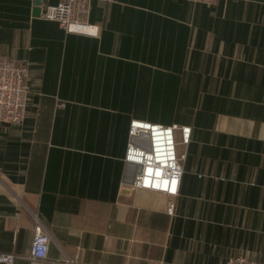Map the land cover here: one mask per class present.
I'll use <instances>...</instances> for the list:
<instances>
[{
  "label": "crops",
  "instance_id": "0c3cea01",
  "mask_svg": "<svg viewBox=\"0 0 264 264\" xmlns=\"http://www.w3.org/2000/svg\"><path fill=\"white\" fill-rule=\"evenodd\" d=\"M57 3L0 0V55L30 86L23 124L0 127V253L264 263V0H92L80 33L42 18ZM134 120L191 127L177 196L133 187ZM36 218L51 242L33 261Z\"/></svg>",
  "mask_w": 264,
  "mask_h": 264
},
{
  "label": "built area",
  "instance_id": "2783aa9c",
  "mask_svg": "<svg viewBox=\"0 0 264 264\" xmlns=\"http://www.w3.org/2000/svg\"><path fill=\"white\" fill-rule=\"evenodd\" d=\"M92 0H58L55 5H47L42 18L56 21L68 33L85 31L91 11ZM194 4L208 7L217 6L219 0H188ZM92 27L89 31L95 34ZM29 67L25 61H17L0 55V127L23 124L30 96ZM181 142L188 145L191 140V127L180 128L177 125L164 126L145 121L134 120L130 125L131 142L128 146L125 162L135 166L133 187L175 197L183 177L185 155L179 153L177 133ZM134 140V141H133ZM172 204L168 213L173 215ZM51 237L46 227L36 218L34 239L30 250V259L44 260L48 256ZM18 257L0 253V264H17ZM226 264H264L246 257H233Z\"/></svg>",
  "mask_w": 264,
  "mask_h": 264
},
{
  "label": "water",
  "instance_id": "95a60500",
  "mask_svg": "<svg viewBox=\"0 0 264 264\" xmlns=\"http://www.w3.org/2000/svg\"><path fill=\"white\" fill-rule=\"evenodd\" d=\"M37 4H39V0H36ZM134 141V140H133ZM129 166V165H128ZM132 168H135V166H131Z\"/></svg>",
  "mask_w": 264,
  "mask_h": 264
}]
</instances>
